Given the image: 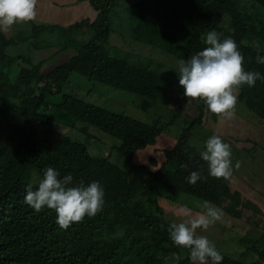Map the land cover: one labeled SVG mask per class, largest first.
Listing matches in <instances>:
<instances>
[{
  "label": "trees",
  "instance_id": "1",
  "mask_svg": "<svg viewBox=\"0 0 264 264\" xmlns=\"http://www.w3.org/2000/svg\"><path fill=\"white\" fill-rule=\"evenodd\" d=\"M251 1L257 8L254 14L244 12L236 0H131L130 39L186 60L207 46L202 37L216 31L221 41L235 40L245 71L264 76V64L257 63L258 55L264 57V0ZM89 2L97 13L94 20L66 28L34 24L33 34L16 38L0 31V264H192L190 250L170 239L172 223L159 206L157 189L168 198L185 193L209 201L234 219L244 217L247 200L232 190V177L212 178L200 155L195 137L210 114L204 103L197 102L196 118H185L187 98L182 87L139 63L140 59H120L109 48L116 0ZM55 31L63 37L75 33L62 37L64 47L59 50L71 49L74 43L71 50L77 54L49 72L42 71L44 61L7 54L12 45L33 39V48L39 49L41 33ZM86 35L88 41L75 46L76 38ZM133 55L137 58V53ZM72 75L84 83L83 79L105 84L155 101L162 113L149 115L153 119L149 124L127 111L87 102L82 94L67 89ZM170 88L176 96H170ZM239 91V103L264 122V80ZM179 122L182 132L175 145L164 150L165 161L158 168L153 169L158 165L153 157L152 166L133 164L137 152L157 145V139ZM62 128L78 130L87 142L98 143L99 153L91 154L86 143L75 141ZM92 128L113 141L107 153L105 142L91 133ZM114 152L123 159L120 165L113 162ZM48 167L61 179L71 174L72 186L99 182L105 192L102 211L67 230L56 224L55 211L45 207L36 213L23 202L26 189L32 185L36 190ZM192 172L207 179L189 184ZM242 242L258 259L248 262L217 250L223 257L220 264H264V251Z\"/></svg>",
  "mask_w": 264,
  "mask_h": 264
},
{
  "label": "rangeland",
  "instance_id": "2",
  "mask_svg": "<svg viewBox=\"0 0 264 264\" xmlns=\"http://www.w3.org/2000/svg\"><path fill=\"white\" fill-rule=\"evenodd\" d=\"M75 1L77 0H45L41 5V0H37L36 20L30 24L16 25L6 34L9 38L24 37L33 34L32 28L34 24L38 26H53V24H56L66 28L84 19L94 20L96 18L97 13L91 7L89 0H85L81 4L77 3V6L68 5L70 2ZM236 1L246 13L254 14L257 10V8H254L255 6L251 0ZM130 2L131 0H116V5L110 15L111 27L115 30V33L113 32L110 36L109 48L115 50L114 53L120 59L127 60L126 56H130L134 61L140 59L139 63L163 74L176 85L180 86L179 76L176 72L178 61L180 60L179 57L176 58V56L161 49L159 46H152V48L151 45L147 44H141V46L135 45L136 41L130 39L132 33L131 27L134 23L131 10L128 8ZM83 30L88 32L87 28H83ZM119 32L124 35L119 34ZM63 33L66 36V32ZM91 33L92 31L89 30V35ZM74 34L71 33L63 37L60 31L42 32L39 37V49L33 48L35 42V39H33L32 43L27 42L12 45L8 48L7 54L12 57H32L35 63L44 61L42 71L49 72L55 67L66 63L70 57L77 54V51H72L74 50V43L70 46L72 50H59L64 47L61 46L64 41L63 38L72 37ZM51 35L56 37L58 41L55 42V38H52ZM89 35L77 37L78 42L75 43V46L76 44H80L81 41L87 42ZM135 53H137V58L135 57L136 55H133ZM75 80L79 81L75 83ZM70 81H72V84L70 83L67 89L82 94L87 102L106 106L110 109L114 108L112 110L118 112L126 113L125 111H127V115L145 123H152L153 119L149 115H161L162 113L161 110L163 108L159 103L135 94L105 84L88 82L83 79L82 81L90 83L86 84L81 82V79L76 75H72ZM239 93L240 91L237 93V106L234 119L220 123L217 116L210 113L206 118L204 126L198 129L195 141L199 145L201 152L206 150V141L212 135H218L225 143L230 144L233 165L231 188L233 191L241 192L244 199L247 200L244 217L242 219H234L221 209L223 211L222 219L209 227L207 231L198 229L197 234L206 236L220 252L235 259L253 262L258 259V254L247 248L242 240H245L246 244H249L248 246L255 245L259 251H264V122H261L255 116V113L249 111L244 104L239 103ZM169 94L171 97H174L177 93L174 89L170 88ZM184 107L185 118L192 120L198 116V104L196 101L186 104ZM181 125V122H179L174 128L162 134L157 139V145L154 147L137 152L132 161L133 164L136 166H152L150 159L153 157L158 163L157 167L153 169L158 168L165 161L164 150L173 147L178 138V133L182 132V128H178ZM63 132L67 133L75 141L86 143L91 154L99 153V149L96 147L98 143L96 144L94 141L87 142L86 137L78 130L65 129ZM91 133L101 136L102 141L105 142L103 147H105L104 149L107 153L111 149L113 141L93 128L91 129ZM99 148H101L100 144ZM112 158L114 159V163L119 165L123 161L117 152L113 153ZM237 162H239V168L235 167ZM157 192L159 206L163 208L165 218L170 223H179L185 219L183 215L179 214L182 208L191 210L194 215L204 212L202 207L204 201L198 197L185 193H177L168 198L162 195L159 189H157ZM257 208L260 212L255 210Z\"/></svg>",
  "mask_w": 264,
  "mask_h": 264
},
{
  "label": "clouds",
  "instance_id": "3",
  "mask_svg": "<svg viewBox=\"0 0 264 264\" xmlns=\"http://www.w3.org/2000/svg\"><path fill=\"white\" fill-rule=\"evenodd\" d=\"M37 0H0V31L7 33L16 25H26L37 18ZM206 47L188 59L178 61L179 84L184 89L187 104L193 101L203 102L206 110L217 116L220 123L231 121L235 117L237 93L244 87H255L257 80H264L259 72L244 69V57L232 38L220 40L216 31H210L202 37ZM184 43V42H181ZM257 63L264 64V57L257 56ZM206 150L200 153L208 164V173L212 178L230 180L233 175L232 150L218 135H212L205 144ZM114 162V161H113ZM239 162L235 167L239 168ZM187 167V165H185ZM201 177L192 172L188 183L195 185ZM73 176L60 173L48 167L39 180L36 190L28 185L24 203L41 212L45 207L56 213V224L67 230L73 223H80L85 217H95L103 209L105 192L99 182L85 186L82 182L72 186ZM204 212L193 214L187 208L180 209L183 219L172 223L168 232L171 241L178 247L190 250L192 264H220L223 257L212 242L197 230L207 231L220 221L223 211L204 201Z\"/></svg>",
  "mask_w": 264,
  "mask_h": 264
},
{
  "label": "crops",
  "instance_id": "4",
  "mask_svg": "<svg viewBox=\"0 0 264 264\" xmlns=\"http://www.w3.org/2000/svg\"><path fill=\"white\" fill-rule=\"evenodd\" d=\"M38 1H39V0H38ZM43 1H45V0H41V5H42V2H43ZM53 1H54V0H53ZM84 1H85V0H77V1H75V2H70L68 5H69V6H72V5H76V6H77V3H80V4H81V3L84 2ZM41 5H40V6H41Z\"/></svg>",
  "mask_w": 264,
  "mask_h": 264
}]
</instances>
